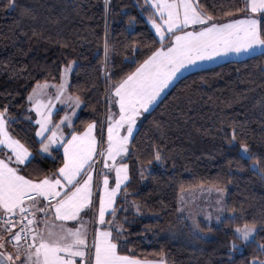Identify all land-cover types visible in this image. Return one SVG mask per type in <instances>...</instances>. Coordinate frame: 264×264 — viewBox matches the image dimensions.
Here are the masks:
<instances>
[{"label": "trees", "instance_id": "obj_1", "mask_svg": "<svg viewBox=\"0 0 264 264\" xmlns=\"http://www.w3.org/2000/svg\"><path fill=\"white\" fill-rule=\"evenodd\" d=\"M6 2L0 0V108L8 105L17 117L9 131L31 145L35 155L26 171L35 177L62 162L61 150L55 160L39 152L27 100L36 82L58 83L60 69L74 61L69 91L83 103L73 130L96 121L95 133L105 140L109 83L159 45L148 10H141L144 0H107V5L105 0H14V7H3ZM200 3L220 22L243 14L236 9L244 0ZM105 39L111 46L107 60ZM233 129L234 144L229 143ZM241 141L261 159L260 167L253 169L252 160L241 158ZM121 162L129 165L130 177L115 201L114 226L124 229L122 254L155 260L164 253L167 264H251L264 257V50L178 79L140 119ZM141 166L148 169L143 174ZM197 186L226 192L227 215L210 228V239L193 236L177 216L179 193ZM246 222L257 228L254 240L231 256L233 229Z\"/></svg>", "mask_w": 264, "mask_h": 264}, {"label": "snow or ice", "instance_id": "obj_2", "mask_svg": "<svg viewBox=\"0 0 264 264\" xmlns=\"http://www.w3.org/2000/svg\"><path fill=\"white\" fill-rule=\"evenodd\" d=\"M14 6V0L3 4ZM145 9L147 22L158 37L154 43L159 46L132 71L109 83L106 141L102 135L99 140L94 135L96 121L88 123L83 131L73 130L72 117L83 103L79 95L69 91L72 85L68 76L76 71L74 61L60 69L58 84L37 81L27 96L38 125L35 136L40 138L39 152L55 160L59 157L54 153L62 149V162L54 170L35 177L26 171L35 154L31 145L10 133L9 127L17 117L9 112V106L0 108V264H167L164 253L159 254L160 259L150 260L120 251L124 229L114 226L118 215L115 201L130 178L129 165L121 161L130 152L137 120L182 69L220 55L264 49V0H244L243 7L236 9L243 14L239 18L230 16L225 22L203 11L200 0H144L141 10ZM110 49L105 39L106 60ZM50 89H55L54 95ZM57 102L66 105L59 121L53 119ZM117 106L118 112H114ZM27 119L32 121L31 116ZM65 125L67 133L61 131ZM221 131L228 139L226 130ZM236 140L233 129L229 143ZM239 154L253 161V169L260 167L261 159L243 141ZM162 159L157 149L155 160ZM98 161H102L101 168ZM112 170L114 184L110 183ZM140 170L143 174L148 169L141 166ZM108 214L112 220L107 219ZM195 226L199 228V224ZM233 231L236 238L248 241L255 226L246 222ZM232 246H236L234 242ZM252 264L264 261L253 260Z\"/></svg>", "mask_w": 264, "mask_h": 264}, {"label": "rangeland", "instance_id": "obj_3", "mask_svg": "<svg viewBox=\"0 0 264 264\" xmlns=\"http://www.w3.org/2000/svg\"><path fill=\"white\" fill-rule=\"evenodd\" d=\"M150 25V24H149ZM151 27V25H150ZM191 27V26H190ZM152 29V28H151ZM153 33L155 34L154 29H152ZM158 39V37H156ZM71 74V73H70ZM70 74L68 76V79H70ZM52 84H58L51 82ZM50 92L54 95L55 89H50ZM108 98H109V90L107 95V106L108 104ZM28 107L29 111L32 114V118L35 121L36 116L34 110L30 108V104L28 101ZM81 106L77 109L76 113L73 115L72 119L75 120ZM54 115L56 112L59 115L56 121L60 120V117L65 114L66 111V105L61 104L57 102L53 108ZM54 119V116H53ZM35 124V123H34ZM36 125V124H35ZM38 127V125H36ZM61 131L68 132L69 129L65 125L61 128ZM94 135L95 128H94ZM97 139L99 140L101 137L96 135ZM36 139L39 141L40 138L36 137ZM105 141H106V134H105ZM55 147V146H53ZM101 147H106V145H101ZM47 155L48 154H42ZM97 167H102V161L97 162ZM99 179V177H98ZM110 183H115V171L112 170L111 177H110ZM217 187H211V186H197L194 188H190L187 190H183L178 195V210H177V216L179 219L183 220L188 228L190 229V232L193 236L203 239H210L212 238V232L210 228L217 227L221 224L222 220L227 215L226 213V192L225 191H217ZM98 200L99 197L97 195L96 197V210L98 212ZM91 213H88V216H91ZM88 216L85 218L87 219ZM217 216H220L221 219L217 220ZM94 219V217H93ZM195 221V223H194ZM195 224H199V228H196ZM90 229L92 228V225L90 223L89 225ZM234 230V229H233ZM257 228L255 227V232L251 235L250 239L248 241H243L238 238H236L235 241V247H230V254L231 256H234L237 253L242 252L243 246L247 244L250 241L254 240L255 234H256ZM92 232L90 231L89 234V243H91L92 240ZM234 234V231H233ZM235 235V234H234ZM236 237V236H235ZM255 261H264V257L260 259H254ZM253 260L251 261L252 264Z\"/></svg>", "mask_w": 264, "mask_h": 264}, {"label": "crops", "instance_id": "obj_4", "mask_svg": "<svg viewBox=\"0 0 264 264\" xmlns=\"http://www.w3.org/2000/svg\"><path fill=\"white\" fill-rule=\"evenodd\" d=\"M264 49L262 48H255L254 51H249V52H241V53H229V54H226V55H220V56H217V57H213L212 59L210 60H203V61H197L194 65H188L186 69H182L180 73H178V75L174 78L173 82L170 83V86L165 89V91L161 94L160 97H158L157 101L154 102L148 111H145L143 112V114L139 117V119L137 120V126H138V123L140 121V119L145 115L147 114L156 104L157 102L165 95V93L172 87V85L178 80L180 79L182 76L186 75L187 73H190L192 71H195V70H198V69H203V68H206V67H210V66H213V65H216V64H219V63H222V62H225V61H229V60H241V59H245L247 57H250V56H253L257 53H260L262 52ZM116 112H118V106L116 107ZM137 130V127L136 129H134V133L136 132ZM105 134H106V139H107V127H106V130H105ZM61 150V154H62V149ZM44 156H47V155H44ZM126 183V182H125ZM124 185H122L123 187ZM119 194V193H118ZM69 223V226H75L72 222H68ZM10 250H11V246H9Z\"/></svg>", "mask_w": 264, "mask_h": 264}]
</instances>
